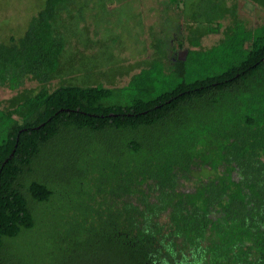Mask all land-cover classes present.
Returning a JSON list of instances; mask_svg holds the SVG:
<instances>
[{
  "label": "trees",
  "instance_id": "trees-1",
  "mask_svg": "<svg viewBox=\"0 0 264 264\" xmlns=\"http://www.w3.org/2000/svg\"><path fill=\"white\" fill-rule=\"evenodd\" d=\"M69 1L44 0L0 42V88L14 91L0 106V264H21L16 240L40 226L85 264H264V20L197 0L178 56L180 12L166 11L179 1L162 2L151 59L106 86L61 61Z\"/></svg>",
  "mask_w": 264,
  "mask_h": 264
},
{
  "label": "rangeland",
  "instance_id": "rangeland-1",
  "mask_svg": "<svg viewBox=\"0 0 264 264\" xmlns=\"http://www.w3.org/2000/svg\"><path fill=\"white\" fill-rule=\"evenodd\" d=\"M43 5L44 0H0V42H7L9 36H21L30 19ZM158 9V0H70L65 9H61V17L57 19L60 30L61 27L66 29L67 47L61 54V61L71 64V70L83 82L106 86L125 84L127 77L123 75L133 65L143 62L133 60L140 52L141 39L144 37L151 41L153 38L149 37V27L154 31L151 34H156L159 27L163 29L165 26ZM241 12L251 25L262 22V18L256 19L254 10L247 3ZM144 23L150 26L145 28ZM219 37L220 34L204 36L202 45L209 47ZM135 71L137 70L132 72ZM57 84V80H53L49 86L53 88ZM34 85V82L25 81L23 87ZM13 94L14 91L1 87L0 106ZM195 176L198 175L194 174L188 181L179 180L178 189H192ZM59 198L58 196L54 201L58 208L63 203ZM48 228L40 226L16 240L22 251L21 264H85L90 261L83 254L62 256L66 250L61 243L62 232L56 230L57 233L45 235L44 231ZM91 259L95 261L96 257Z\"/></svg>",
  "mask_w": 264,
  "mask_h": 264
},
{
  "label": "crops",
  "instance_id": "crops-1",
  "mask_svg": "<svg viewBox=\"0 0 264 264\" xmlns=\"http://www.w3.org/2000/svg\"><path fill=\"white\" fill-rule=\"evenodd\" d=\"M167 0H158V5H159V9H158V12L160 10V4L162 2H166ZM179 2L177 3V5H174L173 6V9L171 10V6H167V15L168 16H172V14L176 13V12H180V19H179V28H180V40L182 41L181 42V46L178 47L176 41L173 39V40H170L169 41V44H168V47L169 48H172L173 46L175 47V54H177L178 56L182 55L184 53V50L189 47L187 42L185 40L182 39V37H184L185 33H186V30L184 31V29H186V27L184 26V22L182 20L183 18V13L185 14V17L186 16H189V17H197V12L200 13L198 10H199V6L197 4V0H178ZM160 2V4H159ZM237 8H238V15L245 19L242 15H241V10L243 11V7L244 5L247 3L253 10H254V14L256 15V19H261V21L264 20V12L263 11H260L259 9L257 8H254L252 6V4L248 1V0H237ZM193 14V15H192ZM186 19V18H185ZM184 19V20H185ZM246 20V19H245ZM226 23V20H224V22H222V27L225 25ZM260 21L257 23L259 24ZM145 25V28H148L150 25L147 26L146 23H144ZM197 21L194 20V21H189L188 22V25H189V29H195L194 27L197 25ZM246 24L247 25H250L251 24L246 20ZM256 25V24H254ZM215 34H221V33H215ZM208 35H212V34H206L204 36H208ZM204 36H201L200 39H199V45L202 47V48H205L203 45H202V39L204 38ZM221 36V35H220ZM174 37V36H173ZM220 38V37H219ZM218 41V40H217ZM216 41V42H217ZM213 45V44H211ZM210 45V46H211ZM139 47H140V52L138 53V55H136V59H134L133 61H138V60H146V59H149L152 57V48L150 46V40H145V38L143 37L141 39V43L139 44ZM191 49H193L194 47H189ZM207 48V47H206ZM178 50H181L182 54L178 53ZM171 51V50H170Z\"/></svg>",
  "mask_w": 264,
  "mask_h": 264
}]
</instances>
